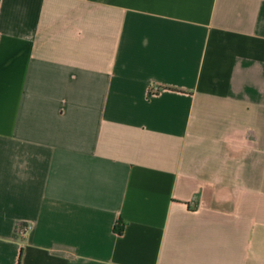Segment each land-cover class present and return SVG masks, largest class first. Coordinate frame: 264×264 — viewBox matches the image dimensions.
Segmentation results:
<instances>
[{
  "label": "crops",
  "instance_id": "0c3cea01",
  "mask_svg": "<svg viewBox=\"0 0 264 264\" xmlns=\"http://www.w3.org/2000/svg\"><path fill=\"white\" fill-rule=\"evenodd\" d=\"M0 264H264V0H0Z\"/></svg>",
  "mask_w": 264,
  "mask_h": 264
},
{
  "label": "trees",
  "instance_id": "16d2710c",
  "mask_svg": "<svg viewBox=\"0 0 264 264\" xmlns=\"http://www.w3.org/2000/svg\"><path fill=\"white\" fill-rule=\"evenodd\" d=\"M118 223L115 225V231L117 232V233H120L121 232V230H122V222L120 221V220H118L117 221Z\"/></svg>",
  "mask_w": 264,
  "mask_h": 264
},
{
  "label": "built area",
  "instance_id": "2783aa9c",
  "mask_svg": "<svg viewBox=\"0 0 264 264\" xmlns=\"http://www.w3.org/2000/svg\"><path fill=\"white\" fill-rule=\"evenodd\" d=\"M29 227V224H22L21 226H20V228H19V233H21V234H23L26 230H27V228Z\"/></svg>",
  "mask_w": 264,
  "mask_h": 264
}]
</instances>
